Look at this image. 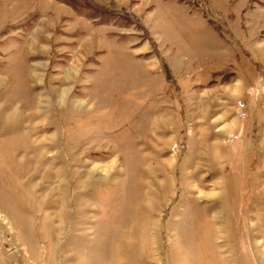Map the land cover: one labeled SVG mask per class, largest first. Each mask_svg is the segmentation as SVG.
I'll return each mask as SVG.
<instances>
[{"label": "rangeland", "instance_id": "obj_1", "mask_svg": "<svg viewBox=\"0 0 264 264\" xmlns=\"http://www.w3.org/2000/svg\"><path fill=\"white\" fill-rule=\"evenodd\" d=\"M0 264H264V0H0Z\"/></svg>", "mask_w": 264, "mask_h": 264}, {"label": "built area", "instance_id": "obj_2", "mask_svg": "<svg viewBox=\"0 0 264 264\" xmlns=\"http://www.w3.org/2000/svg\"><path fill=\"white\" fill-rule=\"evenodd\" d=\"M244 107V104L243 103H241V105H240V109L242 110V113H241V115H244V111H243V108Z\"/></svg>", "mask_w": 264, "mask_h": 264}]
</instances>
